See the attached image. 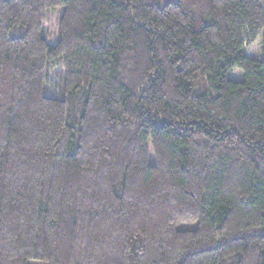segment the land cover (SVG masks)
I'll use <instances>...</instances> for the list:
<instances>
[{
  "label": "trees",
  "instance_id": "16d2710c",
  "mask_svg": "<svg viewBox=\"0 0 264 264\" xmlns=\"http://www.w3.org/2000/svg\"><path fill=\"white\" fill-rule=\"evenodd\" d=\"M39 263L264 264V0H0V264Z\"/></svg>",
  "mask_w": 264,
  "mask_h": 264
},
{
  "label": "rangeland",
  "instance_id": "374dc122",
  "mask_svg": "<svg viewBox=\"0 0 264 264\" xmlns=\"http://www.w3.org/2000/svg\"><path fill=\"white\" fill-rule=\"evenodd\" d=\"M58 20L59 14L58 12L51 13L47 15L46 23H45V30H46V37L51 44H56L58 41ZM247 55L251 57L261 58L262 57V43L261 40L256 42L255 44L248 46L246 48ZM233 78L240 79L243 76L241 70H235L234 72L230 73ZM55 93V89L52 90ZM57 93V92H56ZM153 159V157H152ZM42 264V263H39Z\"/></svg>",
  "mask_w": 264,
  "mask_h": 264
}]
</instances>
